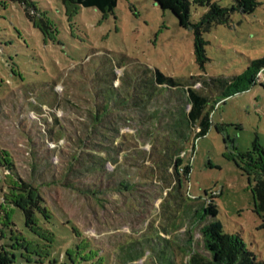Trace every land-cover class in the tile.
<instances>
[{
	"label": "rangeland",
	"instance_id": "374dc122",
	"mask_svg": "<svg viewBox=\"0 0 264 264\" xmlns=\"http://www.w3.org/2000/svg\"><path fill=\"white\" fill-rule=\"evenodd\" d=\"M31 1L52 24L49 36L29 20L23 3L0 0V148L12 156L17 175L112 264H159L154 254L164 241L147 229L161 219L168 186L149 155L169 137L190 166L188 177L180 178L185 200L172 238L183 244L191 236L193 249L209 257L202 229L217 222L264 261V212L254 195L264 155V70L257 85L226 99L210 85L264 57V0H191L193 23L212 5L226 10L225 19L204 33V68L195 61L193 30L152 0H120L112 14L81 8L74 16L60 0ZM155 69L210 96L205 112L214 110L205 136L197 138L198 128L188 127L191 107L183 88H158L150 101L133 102L141 75ZM112 72L117 80L109 89ZM100 91L109 111L96 124ZM210 204L217 216L199 220ZM4 241L0 257L7 259ZM151 241L155 253L143 254Z\"/></svg>",
	"mask_w": 264,
	"mask_h": 264
},
{
	"label": "trees",
	"instance_id": "16d2710c",
	"mask_svg": "<svg viewBox=\"0 0 264 264\" xmlns=\"http://www.w3.org/2000/svg\"><path fill=\"white\" fill-rule=\"evenodd\" d=\"M26 6V12L33 25L49 36L53 26L44 13H37L35 4L31 0H17ZM67 15L74 16L81 8H94L104 15L112 14L120 0H60ZM162 10L171 11L183 28H191L194 32L195 61L204 68L207 58L204 33L208 32L213 24L225 19L226 10L212 5L211 10L203 16L201 21H191V0H152ZM203 5L204 0H196ZM35 11L37 15H33ZM219 18H222L219 20ZM264 70V57L252 60L243 74L233 78H216L210 80L212 87L223 91L225 99L241 92L248 91L251 86L257 85L259 76ZM150 78V79H149ZM100 80L105 81L102 77ZM117 75L112 72L107 81L109 89L113 88ZM101 84V83H100ZM158 88H183L187 94L191 109L187 113L188 127L198 128L197 138L205 136L211 125V111L205 112L210 96L201 94L190 86H182L175 78L164 75L155 69L144 71L141 81L135 87L137 104L150 101L158 94ZM227 89V90H225ZM104 91V89L102 88ZM103 91H100L102 103L94 111L95 123H101L109 111L108 102L104 100ZM97 94V93H96ZM217 104V102H216ZM199 125L197 127L196 125ZM182 136V135H181ZM172 143V144H171ZM161 147V148H160ZM154 147V169L159 178L166 184L167 197L161 203V219L151 222L147 232L155 231L157 238L164 241L165 246L160 252L152 244L145 247V252L158 255L159 264H264L255 254L249 251L239 234L227 233L217 222H212L202 229L204 247L209 257L193 249V240L190 236L183 244L172 238V229H177L179 223L176 218L184 207L185 194L181 190V175L188 177L190 166L185 165L181 157L182 150L168 138ZM259 161V160H258ZM260 162V173L254 195L257 199L258 210L264 212V155ZM217 206L210 204L201 208L198 219L202 216H217ZM23 221L22 230L18 229L19 220ZM156 223V224H155ZM157 225V227H156ZM0 238L5 240L3 248L7 259L0 257V264H112L110 255L102 252L89 238L71 222L61 223L47 206L39 189L33 184L21 179L16 172L12 156L8 151L0 148ZM163 231L157 232L158 229ZM153 234V235H154ZM166 236V237H163ZM155 237V236H154ZM153 240V239H152ZM156 257V256H155ZM130 258L132 259L131 255ZM132 262L139 257H133ZM154 258V256H153ZM124 264L123 261H119ZM153 262L150 261L149 264ZM148 264V262L146 263ZM154 264V263H153ZM155 264H157L155 262Z\"/></svg>",
	"mask_w": 264,
	"mask_h": 264
}]
</instances>
